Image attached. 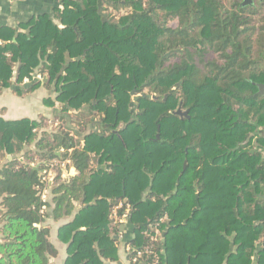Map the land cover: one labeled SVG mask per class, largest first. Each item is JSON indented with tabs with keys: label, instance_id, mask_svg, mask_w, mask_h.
Returning <instances> with one entry per match:
<instances>
[{
	"label": "trees",
	"instance_id": "obj_1",
	"mask_svg": "<svg viewBox=\"0 0 264 264\" xmlns=\"http://www.w3.org/2000/svg\"><path fill=\"white\" fill-rule=\"evenodd\" d=\"M60 1L64 28L43 15L13 42L0 27V91H33L40 82L17 85L40 74L46 87L56 80L46 102L76 111L54 117L56 130L49 118L0 117V264H50L43 219L70 215L73 201L64 264L117 261L110 213L123 194L134 248L165 219L160 264H264V0ZM66 54L79 59L65 65ZM54 159L76 174L54 176L41 201Z\"/></svg>",
	"mask_w": 264,
	"mask_h": 264
},
{
	"label": "crops",
	"instance_id": "obj_2",
	"mask_svg": "<svg viewBox=\"0 0 264 264\" xmlns=\"http://www.w3.org/2000/svg\"><path fill=\"white\" fill-rule=\"evenodd\" d=\"M62 8L63 7L60 0H0V27L4 26L14 30L12 39L13 42L16 41V38L19 34L28 35L32 22L43 15L49 16L50 19H52V21L60 28H64V26L59 23L57 17V10L60 12ZM78 59L79 58H71L69 54H66L65 65ZM35 75L36 74L32 76V80L24 78V80L19 83V85H17L22 88V90H25L27 85H29L31 82H40V85H38V87H36V89L33 91H25L23 94L18 95L14 92L13 88L16 86L15 81H12L13 87L10 86L0 91V117L11 121L22 118L38 120L40 117L54 118L56 116H64L69 120L68 115L75 113H72L67 109L66 105H64L65 102H59L56 100L54 101L53 105L46 102V99L53 97L51 96V93H54L55 97L58 95L55 93L56 80H54L49 87H46L44 84L47 82V78L44 80V77L41 76V79H37ZM62 106L66 107V112L61 110ZM87 127L89 130H97L99 127L98 118H93L88 123ZM4 155V163L11 160L10 154L4 152ZM2 163V156H0V168ZM93 166L95 170H108L110 168V163H99V160L96 159ZM70 178L63 180L69 181ZM145 193L146 192L142 194V199L145 198ZM120 201L127 202L125 194H123V198L117 201V203ZM73 204L74 210L70 215H63L58 219H54L50 215V212H48V216L43 219L42 225L47 226L49 229L48 240L56 249V255L50 258V264H64L67 258L68 242L59 237V228L62 227V225L72 221L75 214L82 206V204L77 201H73ZM111 226L115 225L111 223ZM115 228L118 230H115L113 239L117 249L118 260L115 262L103 260V264H124L127 260L126 245L129 244V238L132 239L134 237L131 223L128 220L125 223L116 225L114 229ZM163 239L165 240V238ZM163 239L161 240L162 244L164 243ZM1 241L2 240L0 238V242ZM162 250V254L164 255L163 246Z\"/></svg>",
	"mask_w": 264,
	"mask_h": 264
},
{
	"label": "built area",
	"instance_id": "obj_3",
	"mask_svg": "<svg viewBox=\"0 0 264 264\" xmlns=\"http://www.w3.org/2000/svg\"><path fill=\"white\" fill-rule=\"evenodd\" d=\"M35 77L37 79H41V75L36 74ZM48 129L56 130L60 122L58 120L49 118L47 120ZM72 136L75 137L73 133ZM63 150L60 149L59 153ZM71 151V150H69ZM71 161L69 159H54L51 163H49L45 168L41 170V181L44 184V187L39 192L40 200L46 201L48 198V182L54 178V176L58 175L63 180L68 179L75 174V168L73 166H69ZM37 166V165H36ZM35 167V166H34ZM58 168L61 171L58 172ZM45 207L40 208V213L43 212ZM122 211L119 214V211ZM131 213V206L129 204H124L123 202H118L113 205L111 208L110 219L112 223L116 225H120L129 220ZM165 223V219L162 217L154 218L149 222L146 228L142 231L144 237L149 238L152 244H149L142 248H134L131 244L126 245L127 252V260L124 264H160L161 255L163 253L162 248H156L154 243L161 241L163 239V224Z\"/></svg>",
	"mask_w": 264,
	"mask_h": 264
},
{
	"label": "water",
	"instance_id": "obj_4",
	"mask_svg": "<svg viewBox=\"0 0 264 264\" xmlns=\"http://www.w3.org/2000/svg\"><path fill=\"white\" fill-rule=\"evenodd\" d=\"M250 1H251V0H243L242 4H243V5H244V4H248ZM44 80H46V77H44ZM258 88H259V93L264 94V85H263V84H258ZM64 105H66L67 109H68L70 112H72V113H76V111H75L74 109L70 108V107L67 105L66 102H65ZM186 113H187V111L184 112V113H182L181 110H180V108L176 111V114H186ZM157 131L159 132V126H157ZM156 138H159V134L156 135ZM34 168H37V166L34 167ZM185 168H186V161H184L183 170H185ZM177 182H178V181H177ZM165 234H166V231L163 233V238L165 237ZM163 240H164V239H163ZM5 257H6V256H5Z\"/></svg>",
	"mask_w": 264,
	"mask_h": 264
},
{
	"label": "flooded vegetation",
	"instance_id": "obj_5",
	"mask_svg": "<svg viewBox=\"0 0 264 264\" xmlns=\"http://www.w3.org/2000/svg\"><path fill=\"white\" fill-rule=\"evenodd\" d=\"M259 1H260V0H259ZM261 1H262V0H261ZM242 2H243V0H242ZM252 2H254V0H251L248 4H251ZM179 108H180V110H181L182 113H184V112H186V111H187V113H188V110H182V108H181V104L178 105L176 111H177ZM176 111H175V113H176ZM187 113H186V114H178V115H180V116H187ZM121 125H122V124H121ZM184 161H186V159H185ZM184 161H183V165H184ZM186 164H187V162H186ZM185 169H186V168H185ZM182 171H184V170H183V166H182ZM177 181H178V180H176V183H178Z\"/></svg>",
	"mask_w": 264,
	"mask_h": 264
},
{
	"label": "rangeland",
	"instance_id": "obj_6",
	"mask_svg": "<svg viewBox=\"0 0 264 264\" xmlns=\"http://www.w3.org/2000/svg\"><path fill=\"white\" fill-rule=\"evenodd\" d=\"M54 95H55L54 93H51V96H53V97H54ZM184 110H185V109H184ZM69 115H70V114H69ZM69 115H68V116H69ZM52 119H53V118H52ZM44 126H47V127H48V123H47V122H45V123H44Z\"/></svg>",
	"mask_w": 264,
	"mask_h": 264
}]
</instances>
